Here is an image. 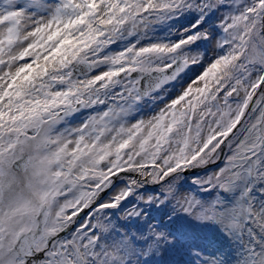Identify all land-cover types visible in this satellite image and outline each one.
<instances>
[{
    "label": "snow or ice",
    "instance_id": "snow-or-ice-1",
    "mask_svg": "<svg viewBox=\"0 0 264 264\" xmlns=\"http://www.w3.org/2000/svg\"><path fill=\"white\" fill-rule=\"evenodd\" d=\"M0 264H264V0H0Z\"/></svg>",
    "mask_w": 264,
    "mask_h": 264
}]
</instances>
